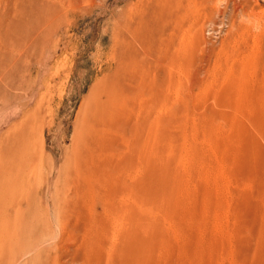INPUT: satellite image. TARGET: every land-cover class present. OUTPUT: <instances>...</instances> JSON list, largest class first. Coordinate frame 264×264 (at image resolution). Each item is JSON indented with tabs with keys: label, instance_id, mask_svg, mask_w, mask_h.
I'll return each mask as SVG.
<instances>
[{
	"label": "rangeland",
	"instance_id": "rangeland-1",
	"mask_svg": "<svg viewBox=\"0 0 264 264\" xmlns=\"http://www.w3.org/2000/svg\"><path fill=\"white\" fill-rule=\"evenodd\" d=\"M130 263L264 264V0H0V264Z\"/></svg>",
	"mask_w": 264,
	"mask_h": 264
},
{
	"label": "bare ground",
	"instance_id": "bare-ground-1",
	"mask_svg": "<svg viewBox=\"0 0 264 264\" xmlns=\"http://www.w3.org/2000/svg\"><path fill=\"white\" fill-rule=\"evenodd\" d=\"M216 3V2H215ZM249 20V19H248ZM230 23V22H229ZM38 62V61H37ZM188 66V65H187ZM187 70V69H186ZM130 77V76H129ZM187 82V81H186ZM145 86V85H144ZM181 88V87H180ZM136 90V89H135ZM156 95V94H155ZM158 97V96H157ZM222 104V103H221ZM137 109H138V107H137ZM144 109V108H143ZM141 110V109H140ZM140 112V111H139ZM127 114V113H126ZM126 120V119H125ZM124 120V121H125ZM119 125H120V123H119ZM117 128V127H116ZM115 129V128H114ZM135 134V133H134ZM136 136V135H135ZM112 143V142H111ZM115 143V142H114ZM127 155V154H126ZM142 156V155H141ZM128 157V156H127ZM121 162H122V160H121ZM102 163V162H101ZM100 163V164H101ZM139 164V163H138ZM91 167V166H90ZM102 168V167H101ZM115 172V171H114ZM112 173V172H111ZM99 175V174H98ZM113 175V174H112ZM105 177V176H104ZM110 179V178H109ZM100 180V179H99ZM111 182H112V180H111ZM130 184V183H129ZM132 186V185H131ZM140 187V186H139ZM138 187V188H139ZM142 188V187H141ZM117 190V189H116ZM108 192V191H107ZM131 192V191H130ZM145 192V191H144ZM129 193V192H128ZM110 194H111V192H110ZM132 194V193H131ZM110 197V196H109ZM134 198V197H133ZM140 202V201H139ZM143 202V201H142ZM132 207V206H131ZM129 208V207H128ZM134 208V207H133ZM117 212V211H116ZM130 212V211H129ZM142 217V216H141ZM136 221V220H135ZM101 225V224H100ZM103 226V225H102ZM105 226V225H104ZM134 229V228H133ZM128 230V229H127ZM139 231V230H138ZM128 232V231H127ZM130 237V236H129ZM127 238V237H126ZM123 241V240H122ZM127 245H129V244H127ZM146 246V245H145ZM126 263V262H125ZM131 264V263H130Z\"/></svg>",
	"mask_w": 264,
	"mask_h": 264
}]
</instances>
